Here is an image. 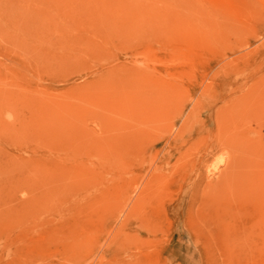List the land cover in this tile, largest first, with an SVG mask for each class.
<instances>
[{
  "label": "rangeland",
  "instance_id": "374dc122",
  "mask_svg": "<svg viewBox=\"0 0 264 264\" xmlns=\"http://www.w3.org/2000/svg\"><path fill=\"white\" fill-rule=\"evenodd\" d=\"M116 3L0 0V264H259L264 0Z\"/></svg>",
  "mask_w": 264,
  "mask_h": 264
},
{
  "label": "bare ground",
  "instance_id": "6f19581e",
  "mask_svg": "<svg viewBox=\"0 0 264 264\" xmlns=\"http://www.w3.org/2000/svg\"><path fill=\"white\" fill-rule=\"evenodd\" d=\"M118 1H119V0H115V3L118 2ZM127 1H128V0H127ZM112 2H113V1H112ZM116 4H117V3H116ZM127 4H128V3H127ZM127 4H126V5H127ZM120 5H121V4H120ZM124 5H125V3H124ZM109 6H110V5H109ZM113 7H116V6H114V4H113ZM118 8H119V4H118ZM114 9H115V8H114ZM123 10H124V8H123ZM125 10H126V7H125ZM116 12H117V11H116ZM105 13H106V12H105ZM108 13H109V12H108ZM118 14H119V12H118ZM119 15H120V14H119ZM122 15H123V14H122ZM122 15H121V16H122ZM148 15H149V14H148ZM176 15H177V14H176ZM185 15H186V14H185ZM258 16H259V15H258ZM122 17H124V16H122ZM149 17H150V16H149ZM166 17H167V15H166ZM177 17H178V15H177ZM179 17H180V16H179ZM145 18H146V17H145ZM109 19H110V18H109ZM184 19H185V16H184ZM110 20H111V19H110ZM121 20H123V19H121ZM121 20H120V21H121ZM143 20H144V19H143ZM147 20H148V19H147ZM147 20H145V21H147ZM150 20H151V19H150ZM214 20H215V19H214ZM154 21H155V20H154ZM115 22H116V20H115ZM175 22H176V21H175ZM175 22H174V23H175ZM189 22H190V21H189ZM145 23H146V22H145ZM150 23H151V21H150ZM174 23H173V24H174ZM177 23H178V22H177ZM198 23H199V22H198ZM167 24H168V23H167ZM169 24H170V23H169ZM206 24H207V23H206ZM180 26H181V25H180ZM212 26H213V25H212ZM174 27H175V26H174ZM173 29H174V28H173ZM181 30H182V28H181ZM181 30H180V32H181ZM209 30H210V29H209ZM212 30H213V29H212ZM215 30H216V29H215ZM224 30H225V29H224ZM197 31H198V30H197ZM206 32H207V31H206ZM213 32H214V31H213ZM200 33H201V32H200ZM148 34H149V33H148ZM212 34H213V33H212ZM215 34H216V33H215ZM183 35H184V34H183ZM215 37H216V36H215ZM204 42H205V41H204ZM199 46H200V45H199ZM121 49H122V48H121ZM151 52H152V51H151ZM24 82H25V81H24ZM24 82H22V83H24ZM25 83H26V82H25ZM28 84H29V83H28ZM20 85H22L21 82H20L19 86H20ZM29 85H30V84H29ZM29 85H28V86H29ZM26 86H27V85H25V88H24V87H23V88L26 89ZM21 88H22V87H21ZM28 89H29V90H28ZM27 90H28L27 92H29V91H30V87H29V88L27 87ZM32 90H33V89H32ZM25 92H26V90H25ZM33 92H34V91H33ZM1 93H2V92H1ZM1 93H0V94H1ZM29 93H32V92H29ZM29 93H28V96L31 95V94H29ZM3 94H4V93H3ZM3 94H1V95H3ZM24 94H25V93H24ZM24 94H23V95H24ZM32 95H33V94H32ZM28 96H27V97H28ZM9 97H10V96H9ZM19 97H21V96H19ZM23 97H24V96H23ZM27 97H26V101L29 100V99L31 98V97H30V98H29V97L27 98ZM4 98H5V97H4ZM6 98H7V96H6ZM6 98H5V99H6ZM16 98H17V97H16ZM19 100H21V98H20ZM30 100H31V99H30ZM37 100H38V101H39V100L41 101L40 98L37 99ZM5 101H6V100H5ZM38 101H37V102H38ZM26 103H27V102H26ZM38 104H39V103H38ZM50 105H51V104H50ZM38 106H39V105H38ZM7 108H8V107H7ZM10 108H11V107H10ZM42 110H43V109H42ZM45 111H46V110H45ZM47 111H48V110H47ZM14 112H15V111H14ZM52 112H53V110H52ZM6 113H7V112H3V114H6ZM43 113H44V112H43ZM53 113H54V112H53ZM3 114H2V115H3ZM47 116H48V115H47ZM33 117H35V116H32V119H34ZM47 120H48V119H47ZM18 122H19V121H18ZM42 122H43V121H42ZM16 123H17V122H16ZM27 123H28V122H27ZM27 123H26V124H27ZM31 123H32V122H31ZM29 124H30V122H29ZM33 124H34V123H33ZM18 125H19V124H18ZM20 125H21V124H20ZM18 127H19V126H18ZM46 127H47V126H46ZM49 127H50V126H49ZM3 128H4V127H3ZM10 132H11V131H10ZM35 134H36V133H35ZM38 134H39V133H38ZM41 139H42V138H41ZM54 141H55V140H54ZM35 155H36V154H35ZM66 156H67V155H66ZM21 160H23V159H21ZM24 161H26V160H24ZM24 161H23V162H24ZM17 162L22 163L21 161H17ZM17 162H16V163H17ZM30 162H32V161H30ZM33 162H34V161H33ZM33 162H32V163H33ZM7 163H8V162H7ZM34 163H35V165L37 164V162H34ZM17 164H18V163H17ZM17 164H16V165H17ZM39 164H40V163H39ZM21 165H22V164H21ZM23 165H24V164H23ZM32 165H33V164H32ZM14 166H15V165H14ZM24 166H25V165H24ZM30 166H31V165H30ZM30 166H29V167H30ZM40 166H41V164L39 165V167H40ZM36 168H38V167H36ZM15 170H16V169H15ZM31 170H32V169H31ZM37 170H38V169H37ZM18 171H19V170H18ZM33 171H34V170L30 171L29 174H31V173L33 174V173L35 172V171H34V172H33ZM11 172H12V171H11ZM11 172H8V173H11ZM25 172H26V171H25ZM27 172H28V170H27ZM38 172H39V171H38ZM24 174H26V173H24ZM29 174H28V175H29ZM16 175H17V173H16ZM16 175H15V176H16ZM17 176H18V175H17ZM17 176H16V177H17ZM21 176H24V175H21ZM33 176L36 177L37 175L35 176V173H34ZM33 176H32V177H33ZM27 177H28V176H27ZM30 177H31V176H30ZM19 178H20V176H19ZM36 179H38V177H37ZM38 180H39V179H38ZM41 216H42V215H41ZM258 225H259V223H258ZM256 227L258 228V226H256ZM259 227H262V226H259ZM262 228H264V227H262ZM260 230H261V229H260ZM262 230H264V229H262ZM260 232H261V231H260ZM261 234H262V233H261ZM261 236H262V235H261ZM37 239H38V238H37ZM76 242H77V241H76ZM261 247H262V246H261ZM262 251H264V249H261V251H260L261 254L264 253V252H262ZM40 253H42V252H40ZM40 253H39V254H40ZM46 254H47V253H46ZM261 254H259V255H261ZM259 257H260V263H259V264H264V254H262V255L259 256ZM258 259H259V258H258ZM149 262H150V261H149ZM254 263H255V262H254Z\"/></svg>",
  "mask_w": 264,
  "mask_h": 264
}]
</instances>
